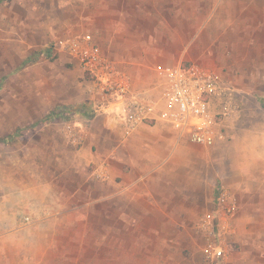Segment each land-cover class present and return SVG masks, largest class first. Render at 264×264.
Masks as SVG:
<instances>
[{"label":"rangeland","instance_id":"obj_1","mask_svg":"<svg viewBox=\"0 0 264 264\" xmlns=\"http://www.w3.org/2000/svg\"><path fill=\"white\" fill-rule=\"evenodd\" d=\"M248 2L243 0L244 7H240L236 1L237 6L233 5L229 12L231 19L237 20L235 32L229 31L228 37L214 40L213 46H207L208 52L195 53L192 59L181 62H195L218 70L237 94L238 111L227 123L228 141L219 147L226 154L227 145L234 140L236 168H229V162L223 158L225 155L223 160L218 158L214 167L219 178L230 175L233 180L229 188L237 210L218 234L228 249L230 264H264V21L250 23L253 25L250 29L244 26L250 22L248 15L263 17L259 0L250 7ZM96 8L99 7L86 6L84 0H5L0 3V137L14 135L8 142L0 141V209L7 210L14 227L32 222V209L41 205L50 193L87 188L84 178L91 169L88 163L92 153L84 143L91 135L81 131L90 124L91 114L108 115L118 124L115 110L105 111L109 99L102 97L92 76L84 70L81 56L70 50V45L77 42L81 48L94 47L100 52L98 44L84 34L100 31L98 26H93L91 32L84 27V21L95 24L100 21ZM100 54L117 69L127 72L134 88V77L140 78L144 71L126 67L123 61L127 57V61L134 64L141 55ZM164 70L156 72L157 76L150 75L153 79L150 89L139 90L160 92ZM82 103L90 107L89 113L77 112L53 122L45 120L57 106ZM72 126L78 128L80 137ZM253 135L258 153L252 157L258 156L250 161L244 153ZM195 146L204 152L191 151L194 158H204L208 150L216 148ZM94 150L102 152L97 146ZM172 171L171 182L177 190L184 181L187 190L206 191L208 179L200 181L193 172L183 178ZM206 211L183 214L191 221V229L168 230L169 234H177L172 246L173 260L168 262L163 256H157L154 264L200 262L204 239L199 223ZM0 216L3 217V213ZM123 234L126 237L128 233ZM156 242L161 255L163 242L160 238ZM12 245L16 247L15 253L11 248L12 264H36L37 258H40L38 264L44 261L60 264L58 259L53 262L52 253L49 260H44L41 254V260V255L32 254L28 249L25 250L27 261L20 262L19 244L12 240ZM124 249L137 253L136 248L128 244ZM138 250L146 252L147 246H140ZM124 264L144 263L134 256Z\"/></svg>","mask_w":264,"mask_h":264},{"label":"crops","instance_id":"obj_2","mask_svg":"<svg viewBox=\"0 0 264 264\" xmlns=\"http://www.w3.org/2000/svg\"><path fill=\"white\" fill-rule=\"evenodd\" d=\"M236 1L244 7L243 0H84L86 6H98L101 16L98 24L84 21L90 32L93 26L100 31L84 34L98 44L101 53L141 55L134 64L124 57L123 64L144 71L140 78L134 77L133 84L135 89L147 90L153 81L151 74L157 76L156 72L192 59L195 53L208 52L206 48L213 46L214 40L235 32L237 20H232L229 12L237 6ZM255 2L258 0H249L248 6H255ZM259 2L263 17L259 13L248 15L250 22L244 25L248 29L253 26L250 23L264 21V0ZM89 123L81 131L91 135L84 143L92 153L88 163L91 169L84 178L87 188L50 193L32 209L47 214L19 227L13 226L7 210L0 209V263L12 264V240L19 244L20 262L27 261V249L37 256L43 254L44 260L52 253L53 262L58 259L60 264H124L134 256L144 264H154L157 256L170 262L177 234L167 231L191 229V221L184 215L213 211L220 191L231 193L232 178H219L214 167L218 158H225L230 169L236 168L234 140L227 145L226 154L219 147L228 140L208 150L206 157L194 158L191 151L204 150L179 139L162 121L141 124L130 134L102 113L90 118ZM71 128L80 137L78 128ZM94 146L102 152H96ZM255 153L253 135L244 155L255 161ZM171 171L183 178L193 172L200 181L208 179V190H187L184 181L177 190ZM158 238L164 246L161 255L156 247ZM127 244L137 253L125 250ZM144 245L147 251L140 252L138 248ZM12 249L15 253L16 247ZM229 261L227 256L223 264ZM39 262L37 258L36 264Z\"/></svg>","mask_w":264,"mask_h":264},{"label":"built area","instance_id":"obj_3","mask_svg":"<svg viewBox=\"0 0 264 264\" xmlns=\"http://www.w3.org/2000/svg\"><path fill=\"white\" fill-rule=\"evenodd\" d=\"M81 56L84 70L92 76L102 97L109 99L125 133L137 126L162 121L179 139L206 147L228 140V120L238 111L235 90L218 70L199 63H178L164 70L160 92L133 88L127 72L117 69L94 47L70 45ZM237 210L226 190H221L217 207L201 219L204 244L198 264H223L228 249L219 237Z\"/></svg>","mask_w":264,"mask_h":264},{"label":"trees","instance_id":"obj_4","mask_svg":"<svg viewBox=\"0 0 264 264\" xmlns=\"http://www.w3.org/2000/svg\"><path fill=\"white\" fill-rule=\"evenodd\" d=\"M3 1L5 0H0V3H2ZM89 108L90 107L87 104H83V103L79 105L66 104L62 106H57L45 116V120L53 122L57 118L67 119L70 116H72L71 114H75L77 112L89 113L90 110ZM95 115L91 114L90 118H93ZM13 137H14L13 134H8L5 137H0V141L8 142Z\"/></svg>","mask_w":264,"mask_h":264},{"label":"clouds","instance_id":"obj_5","mask_svg":"<svg viewBox=\"0 0 264 264\" xmlns=\"http://www.w3.org/2000/svg\"><path fill=\"white\" fill-rule=\"evenodd\" d=\"M46 214L47 213L41 209H34L31 211V216L35 217L36 220H40L42 218V215H46Z\"/></svg>","mask_w":264,"mask_h":264}]
</instances>
